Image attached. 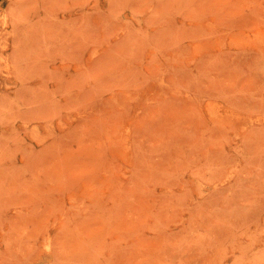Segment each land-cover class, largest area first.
I'll list each match as a JSON object with an SVG mask.
<instances>
[{
    "label": "rangeland",
    "instance_id": "obj_1",
    "mask_svg": "<svg viewBox=\"0 0 264 264\" xmlns=\"http://www.w3.org/2000/svg\"><path fill=\"white\" fill-rule=\"evenodd\" d=\"M0 264H264V0H0Z\"/></svg>",
    "mask_w": 264,
    "mask_h": 264
}]
</instances>
